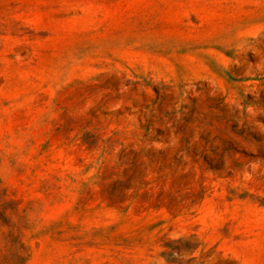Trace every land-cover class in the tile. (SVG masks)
<instances>
[{
  "label": "rangeland",
  "instance_id": "obj_1",
  "mask_svg": "<svg viewBox=\"0 0 264 264\" xmlns=\"http://www.w3.org/2000/svg\"><path fill=\"white\" fill-rule=\"evenodd\" d=\"M98 261L264 264V0H0V264Z\"/></svg>",
  "mask_w": 264,
  "mask_h": 264
},
{
  "label": "crops",
  "instance_id": "obj_2",
  "mask_svg": "<svg viewBox=\"0 0 264 264\" xmlns=\"http://www.w3.org/2000/svg\"><path fill=\"white\" fill-rule=\"evenodd\" d=\"M88 206H89V204H83V203H80V204H70L68 206H63V209H69V210H71L72 208H77V207L79 209H83V208H87ZM95 206H96V209H98L100 211H103V210H106L107 209V205L105 203L95 204ZM81 217L82 216H80V215H77L76 216L75 222L77 224H82L83 225V224H86V223L96 222V221L102 222V220H103V218H102L103 216L102 215H100L99 218H98V216H95V218L94 217L91 218V215H89V214H86L82 218ZM59 221L62 222L64 220L60 218ZM92 234H94V233H92ZM87 238H89V236L87 234H85V232L82 233L81 236H77V239H80V240H83V241L87 240ZM94 238H95V240H100L99 241L100 242L99 252H95V253H96V255L97 254H102L103 253V240H106V242H107L108 234H107V232H105V233L101 232L100 234H95L94 236H92V239H94ZM80 263H83V262H77V264H80ZM96 263L99 264L100 261L93 262V264H96Z\"/></svg>",
  "mask_w": 264,
  "mask_h": 264
}]
</instances>
